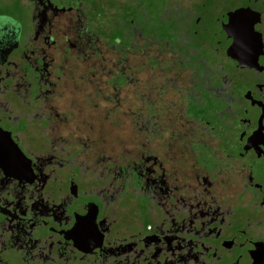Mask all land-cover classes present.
<instances>
[{
    "label": "flooded vegetation",
    "instance_id": "flooded-vegetation-1",
    "mask_svg": "<svg viewBox=\"0 0 264 264\" xmlns=\"http://www.w3.org/2000/svg\"><path fill=\"white\" fill-rule=\"evenodd\" d=\"M0 264H264V0H0Z\"/></svg>",
    "mask_w": 264,
    "mask_h": 264
}]
</instances>
